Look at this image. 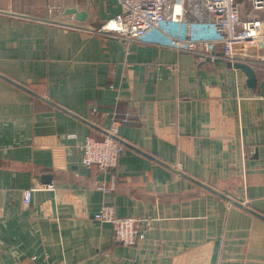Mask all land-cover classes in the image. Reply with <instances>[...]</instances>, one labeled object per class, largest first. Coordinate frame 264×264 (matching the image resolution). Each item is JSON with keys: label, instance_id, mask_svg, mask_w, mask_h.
<instances>
[{"label": "crops", "instance_id": "obj_1", "mask_svg": "<svg viewBox=\"0 0 264 264\" xmlns=\"http://www.w3.org/2000/svg\"><path fill=\"white\" fill-rule=\"evenodd\" d=\"M120 10L0 0V264H264V218L200 183L264 214V64L253 88L224 57L99 33ZM128 110L104 192L81 145ZM103 203L151 218L146 237L118 241Z\"/></svg>", "mask_w": 264, "mask_h": 264}, {"label": "built area", "instance_id": "obj_2", "mask_svg": "<svg viewBox=\"0 0 264 264\" xmlns=\"http://www.w3.org/2000/svg\"><path fill=\"white\" fill-rule=\"evenodd\" d=\"M121 10L107 18L99 33L117 37L127 44L146 41L195 54L199 60L224 57L231 62L264 64V0H118ZM112 116L103 138L87 136L82 143L83 162L111 172L110 183H100L104 192L114 190L117 168L126 150L118 138L122 124L131 121L130 110ZM76 134H71V136ZM33 188L24 190L29 205ZM101 222H111L115 238L125 245L146 237L152 219L120 215L115 206L103 203L95 212ZM37 264H53L46 257ZM59 264H67L60 262Z\"/></svg>", "mask_w": 264, "mask_h": 264}, {"label": "water", "instance_id": "obj_3", "mask_svg": "<svg viewBox=\"0 0 264 264\" xmlns=\"http://www.w3.org/2000/svg\"><path fill=\"white\" fill-rule=\"evenodd\" d=\"M68 12H70V13H76L77 16H78V18H80V19H82V20L85 19L86 16H87L86 12H84V11H79L77 8H70V9L68 10ZM232 66H234L235 68H239V69H242L243 71H245V72L247 73V75H248V83H249V85H250L251 87H253V88H256V87H257V84H258V76H257V72H256V69H255L250 63L239 61V62H233V63H232ZM119 139H120V138H119ZM120 140H121V139H120ZM121 141H122L123 143L127 144V142H125L124 140H121ZM128 145H130V144H128ZM181 173H183L184 175H187V174H186L185 172H183V171H181ZM187 176H189V175H187ZM190 177H191V176H190ZM47 178H50V176H47ZM191 178H193V177H191ZM193 179H194V178H193ZM196 180H197V179H196ZM197 181L200 182L199 180H197ZM200 183L203 184V185H205L207 188H210V189L214 190V192H217L219 195H222V196L228 198L229 200H231V201H233V202H235V203H238V204H240V205H243V206L247 207V208H248L249 210H251L252 212H254V213H256L257 215H259V216H261V217L264 218V214L258 212L257 210H255V209H253V208L247 206L246 204H243V203L240 202V201L235 200L234 198H232V197H230V196H228V195H225V194L221 193L220 191H218V190H216V189H214V188H212V187H210V186L204 184L203 182H200Z\"/></svg>", "mask_w": 264, "mask_h": 264}]
</instances>
